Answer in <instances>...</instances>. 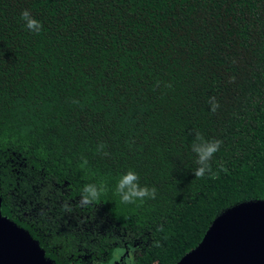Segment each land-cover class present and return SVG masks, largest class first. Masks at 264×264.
Wrapping results in <instances>:
<instances>
[{"label": "trees", "instance_id": "obj_1", "mask_svg": "<svg viewBox=\"0 0 264 264\" xmlns=\"http://www.w3.org/2000/svg\"><path fill=\"white\" fill-rule=\"evenodd\" d=\"M195 132L222 141L214 178ZM129 170L155 199L121 202ZM86 184L106 192L82 208ZM0 200L55 264H176L264 201V0H0Z\"/></svg>", "mask_w": 264, "mask_h": 264}, {"label": "water", "instance_id": "obj_2", "mask_svg": "<svg viewBox=\"0 0 264 264\" xmlns=\"http://www.w3.org/2000/svg\"><path fill=\"white\" fill-rule=\"evenodd\" d=\"M128 252L113 264H126ZM0 264H55L23 228L3 216ZM176 264H264V201L239 203L219 213L199 244Z\"/></svg>", "mask_w": 264, "mask_h": 264}, {"label": "clouds", "instance_id": "obj_3", "mask_svg": "<svg viewBox=\"0 0 264 264\" xmlns=\"http://www.w3.org/2000/svg\"><path fill=\"white\" fill-rule=\"evenodd\" d=\"M21 19L30 32L38 34L41 31L42 24L31 15L29 10L25 9L21 12ZM157 86H159V82H157ZM167 87H171V84H168ZM209 104L211 105L212 112H215L219 107V103L216 101L215 97L209 98ZM221 144V140H206L201 133L195 132L191 144V151L197 156L196 164L198 167L193 171L195 178H204L205 175L211 178L215 177L216 173L213 172L211 161L213 156L219 151ZM103 148V144L98 146V150H103ZM104 155L107 156L109 153L104 152ZM139 180V175L133 170H129L121 175L115 191L122 203L131 204L135 203L137 200L143 201L146 198H156V188L141 186ZM105 192L106 188L104 185L86 184L79 199V206L83 208L93 205L99 201L100 196ZM63 209L69 213L73 210L71 205L67 202L64 203ZM156 246L158 247L159 244Z\"/></svg>", "mask_w": 264, "mask_h": 264}, {"label": "rangeland", "instance_id": "obj_4", "mask_svg": "<svg viewBox=\"0 0 264 264\" xmlns=\"http://www.w3.org/2000/svg\"><path fill=\"white\" fill-rule=\"evenodd\" d=\"M123 253L124 252H122L121 249H115L112 256H111L109 264H113L114 262L118 261L121 258V256L123 255ZM135 255H136V251L133 253L128 252V256L126 258L127 261L125 260L126 264H130L133 261Z\"/></svg>", "mask_w": 264, "mask_h": 264}]
</instances>
